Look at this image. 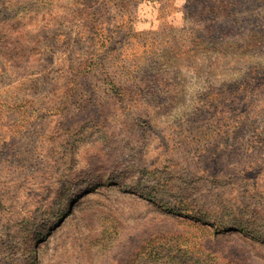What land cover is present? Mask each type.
Here are the masks:
<instances>
[{"label":"rangeland","instance_id":"rangeland-1","mask_svg":"<svg viewBox=\"0 0 264 264\" xmlns=\"http://www.w3.org/2000/svg\"><path fill=\"white\" fill-rule=\"evenodd\" d=\"M0 264H264V0H0Z\"/></svg>","mask_w":264,"mask_h":264}]
</instances>
